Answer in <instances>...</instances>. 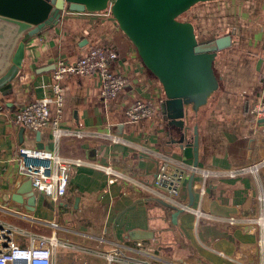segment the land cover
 <instances>
[{
  "label": "crops",
  "instance_id": "crops-1",
  "mask_svg": "<svg viewBox=\"0 0 264 264\" xmlns=\"http://www.w3.org/2000/svg\"><path fill=\"white\" fill-rule=\"evenodd\" d=\"M182 18L193 23L198 39L230 35L229 46L218 51L214 61L218 88L184 122L190 127L189 139L193 124L197 127L195 167L192 157H184L172 142L178 129L168 124L161 109V84L112 15L66 9L55 25L25 41L10 89L0 91V221L15 235L23 229L45 233L49 227L40 226V221L53 220L70 234L80 232L93 239L128 241L138 232L164 264H264V252L256 245L259 231H248L241 219L258 212L256 195L264 190V166L257 175L239 171L264 157V115L256 113L264 105V0L199 1ZM94 44L117 51L110 66L127 84L105 98L99 93L97 74L62 80L59 125L68 131L54 141L49 127H43L37 129L38 141L81 163L70 168L60 204L33 189L36 199L29 210L25 194L22 202L9 196L19 178L26 180L17 169L16 149L20 144L35 145L37 130L15 124L12 116L49 91L50 72L58 59L73 61ZM135 100L149 101L153 112L131 122L125 108ZM98 164H108L119 174L108 175ZM162 165L168 172L183 171L175 201L185 205L187 180L193 173L192 203L174 221L173 210L154 199L169 202L164 186L154 184ZM204 170L209 171L207 177ZM196 208L205 216L197 219ZM230 215L237 219L233 225L226 223Z\"/></svg>",
  "mask_w": 264,
  "mask_h": 264
},
{
  "label": "water",
  "instance_id": "water-1",
  "mask_svg": "<svg viewBox=\"0 0 264 264\" xmlns=\"http://www.w3.org/2000/svg\"><path fill=\"white\" fill-rule=\"evenodd\" d=\"M207 0H0V91L10 89L23 58L25 41L41 30L50 28L64 10L101 11L108 9L118 27L134 45L143 65L161 84L164 99L161 109L169 125L178 129L172 140L184 157L197 164L198 132L192 126V139L187 137L185 121L219 86L214 61L218 51L229 46L230 35L198 39L191 21L179 16L193 4ZM264 121V117L260 119ZM22 128L20 129V133ZM36 147H45L36 131ZM47 147V146H46ZM187 180L188 203L193 200L191 181ZM25 194L27 209L33 210L35 193L26 179L16 183L10 198L22 202ZM162 205L172 209L171 220L184 210L160 197ZM130 238L144 235L133 232Z\"/></svg>",
  "mask_w": 264,
  "mask_h": 264
},
{
  "label": "built area",
  "instance_id": "built-area-1",
  "mask_svg": "<svg viewBox=\"0 0 264 264\" xmlns=\"http://www.w3.org/2000/svg\"><path fill=\"white\" fill-rule=\"evenodd\" d=\"M105 15H111L108 9L101 10ZM117 57V51L105 44H94L86 49L73 61L58 59L50 72L49 91L23 105L12 116L15 124L34 130L49 127L54 141L66 133L64 127L59 125L62 107V80L68 76H90L97 74L100 79L99 93L105 98L117 94L127 84L126 78L111 69V62ZM2 106H0V109ZM153 112L152 103L147 100H135L125 108L127 119L131 122L149 117ZM257 115H264V105L257 109ZM17 169L22 178L28 179L33 189L42 192L54 205L60 204L67 190L70 168L79 165L78 158L67 159L59 156L51 149L20 144L16 149ZM108 175L119 173L110 165H97ZM264 166V157L252 161L239 171H246L257 175L258 170ZM238 172V171H236ZM230 174H233L231 172ZM202 175L207 177L209 171L204 170ZM184 178L183 171L168 172L162 165L154 177V184L164 186L168 193L169 202L188 208L185 204L175 201ZM112 180V179H110ZM258 212L255 216H243L244 223H248V231H259L256 245L264 252V190L260 189L256 195ZM197 219L205 216L198 208L193 209ZM236 217L230 215L226 223L233 225ZM40 226L49 227L48 233L30 230H21L18 236L13 228L0 221V264H57L54 259L55 248L65 246L70 241L56 236L59 223L41 220ZM105 238L98 237L97 243ZM109 239L110 246L101 250V261L80 264H164L162 258L157 256L153 249L139 239L119 241Z\"/></svg>",
  "mask_w": 264,
  "mask_h": 264
},
{
  "label": "rangeland",
  "instance_id": "rangeland-1",
  "mask_svg": "<svg viewBox=\"0 0 264 264\" xmlns=\"http://www.w3.org/2000/svg\"><path fill=\"white\" fill-rule=\"evenodd\" d=\"M183 14L184 13H182L179 18H182ZM48 232L49 230L45 233ZM68 232L69 231L64 228H59L56 232L58 238L70 241V243L65 244V246L58 245L55 248L54 259L57 264L99 262L101 261V250L110 246L109 239L105 236H103L105 239L101 243H97L98 237L93 239L82 235L80 232H74V234Z\"/></svg>",
  "mask_w": 264,
  "mask_h": 264
}]
</instances>
